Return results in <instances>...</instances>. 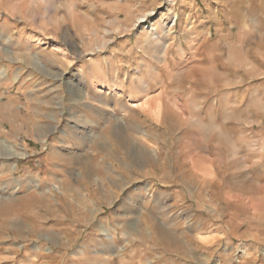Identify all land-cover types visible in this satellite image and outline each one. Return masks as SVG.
Returning a JSON list of instances; mask_svg holds the SVG:
<instances>
[{
    "label": "rangeland",
    "instance_id": "374dc122",
    "mask_svg": "<svg viewBox=\"0 0 264 264\" xmlns=\"http://www.w3.org/2000/svg\"><path fill=\"white\" fill-rule=\"evenodd\" d=\"M0 143V264H264V0H0Z\"/></svg>",
    "mask_w": 264,
    "mask_h": 264
},
{
    "label": "bare ground",
    "instance_id": "6f19581e",
    "mask_svg": "<svg viewBox=\"0 0 264 264\" xmlns=\"http://www.w3.org/2000/svg\"><path fill=\"white\" fill-rule=\"evenodd\" d=\"M80 93V92H79ZM75 99V98H74ZM157 108H158V106H157ZM81 112L79 111V112H76V114H75V116H74V119H77L78 117H80L81 115ZM162 115V114H161ZM77 127V128H76ZM75 128H76V131H75V137L78 135V133H79V130L81 129L80 127H78V126H76ZM75 137H73L74 138V140H75ZM1 144V143H0ZM9 147V146H8ZM10 148V147H9ZM5 148L2 146V145H0V151L2 152L3 150H4ZM11 149V148H10ZM5 150H9V149H5ZM6 153V152H5ZM9 155V154H8Z\"/></svg>",
    "mask_w": 264,
    "mask_h": 264
}]
</instances>
